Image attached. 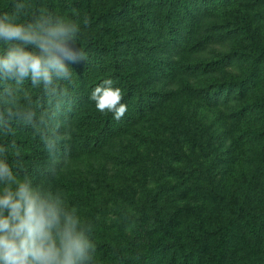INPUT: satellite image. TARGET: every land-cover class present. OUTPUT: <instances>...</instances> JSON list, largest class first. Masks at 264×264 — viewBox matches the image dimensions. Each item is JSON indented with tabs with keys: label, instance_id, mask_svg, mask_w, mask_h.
Here are the masks:
<instances>
[{
	"label": "trees",
	"instance_id": "16d2710c",
	"mask_svg": "<svg viewBox=\"0 0 264 264\" xmlns=\"http://www.w3.org/2000/svg\"><path fill=\"white\" fill-rule=\"evenodd\" d=\"M105 1L93 10L89 0H67L88 20L82 40L86 61L72 65L75 79L60 117L57 150L49 153L24 130L17 134L22 172L50 179L74 205L95 188L83 178H66L72 160L107 154L130 138L150 139L182 104L237 106L248 100L264 70V46L256 44L250 29V20L264 14L230 18L242 0ZM8 2L0 0V8ZM241 42L250 54L232 50ZM105 78L121 89L126 112L119 120L90 100ZM256 108L260 129L245 133L254 156L230 195L206 217L198 208L161 201V192L145 198L130 233L95 237L98 264H264V97L230 117L241 121ZM189 169L184 182L212 179L201 166Z\"/></svg>",
	"mask_w": 264,
	"mask_h": 264
},
{
	"label": "clouds",
	"instance_id": "9594fccd",
	"mask_svg": "<svg viewBox=\"0 0 264 264\" xmlns=\"http://www.w3.org/2000/svg\"><path fill=\"white\" fill-rule=\"evenodd\" d=\"M87 18L49 0H9L0 8V264H98L95 225L50 179L19 164L20 130L49 153L74 84L73 64L86 61ZM96 109L119 120L122 92L110 78L90 93Z\"/></svg>",
	"mask_w": 264,
	"mask_h": 264
},
{
	"label": "rangeland",
	"instance_id": "374dc122",
	"mask_svg": "<svg viewBox=\"0 0 264 264\" xmlns=\"http://www.w3.org/2000/svg\"><path fill=\"white\" fill-rule=\"evenodd\" d=\"M98 10L105 0H89ZM255 4L250 7L249 3ZM71 2V1H70ZM58 11H74L67 0H49ZM264 14V0H242L230 18ZM251 33L257 45L264 46V17L250 20ZM250 54L246 43L232 49ZM250 63L245 71H250ZM247 69V70H246ZM248 100L227 108H208L197 104L183 105L162 125L150 132V139L130 138L114 151L91 158L72 160L65 172L67 179L83 178L94 183L95 190L87 200L75 204L95 225V237L130 233L138 216L139 206L147 197L161 192V201L176 208H198L206 217L221 197L232 193L236 183L249 167L254 156L253 143L245 133L261 126L259 108L253 109L241 121L231 118L248 102H259L264 97V70L255 86L248 91ZM179 115V116H178ZM161 124V123H160ZM192 166L209 171L212 179H190L184 175ZM189 217V221H193Z\"/></svg>",
	"mask_w": 264,
	"mask_h": 264
}]
</instances>
